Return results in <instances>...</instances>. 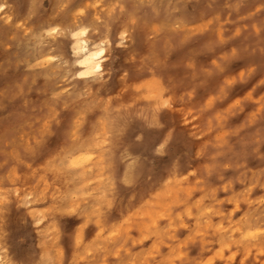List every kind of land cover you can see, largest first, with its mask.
Here are the masks:
<instances>
[{
	"label": "rangeland",
	"instance_id": "obj_1",
	"mask_svg": "<svg viewBox=\"0 0 264 264\" xmlns=\"http://www.w3.org/2000/svg\"><path fill=\"white\" fill-rule=\"evenodd\" d=\"M201 1L185 0L192 12ZM240 1L226 0L221 11L190 20L181 7L155 19L142 0L130 4L145 19L123 12L120 22L140 27L142 35L121 66L113 61L128 41L109 51L114 89L99 85L104 74L88 80L59 56L27 59L37 47L52 51L50 37L30 42L33 22L0 12V227L8 224L1 218L4 204L22 198L26 215L43 211L60 219L57 226L29 224L28 235L17 230L18 247H31L40 232L39 248L55 264H264V0ZM38 6L49 21L77 18L97 37L116 14L110 0H57L54 6L41 0ZM115 97L130 111L135 102L160 106L197 152L187 158V172L177 180L169 176L150 202L132 209V219L99 224L104 179L98 173L109 135L103 124ZM149 139L154 154L164 148ZM80 146L94 151L89 163L52 165L56 152ZM171 154L178 157L176 148ZM156 161L145 159V168ZM59 172L71 193L57 209L52 195L60 184L53 174ZM243 223L260 230L258 236L242 237ZM80 231L90 248L77 256L82 249L73 237Z\"/></svg>",
	"mask_w": 264,
	"mask_h": 264
},
{
	"label": "bare ground",
	"instance_id": "obj_2",
	"mask_svg": "<svg viewBox=\"0 0 264 264\" xmlns=\"http://www.w3.org/2000/svg\"><path fill=\"white\" fill-rule=\"evenodd\" d=\"M57 0H49V4L54 6ZM144 7L148 11V15L152 18H170L173 16L174 10L181 7L183 10V18L190 20L192 14L197 13L200 17L206 11L222 10L226 0H220L218 3L209 4L208 0H202L198 5L197 12H192L185 0H142ZM41 0H0V12L6 18L14 16H27L33 22L32 40L35 42L39 36L47 35L53 45L52 51L37 50L29 53L30 57L39 56V60L51 61L55 56H59L62 60L68 61L77 68L79 76L93 80L97 75L104 74V80L99 85L105 89H114L116 81V72L107 61L109 51L115 45V42L124 40L128 41V48L124 55L119 56L115 64L121 66L126 55L135 48L142 31L138 26H128L124 21L120 22L119 16L123 12H129L138 19H145L139 13V8L130 4L137 3L138 0H110L113 11L116 13L112 19H108L101 31L104 37L89 35V27L83 22L73 18L69 24H63L58 21H49L46 19L45 13L39 8ZM236 5L241 1L235 0ZM147 5V6H146ZM210 6V7H209ZM147 15V16H148ZM55 29V31H53ZM173 40V39H172ZM97 53H102L97 55ZM39 78L35 79L32 84ZM164 83L163 77H161ZM4 82V79H3ZM106 110L104 128L109 135L103 138V146L105 150L101 158V170L98 176L104 179L101 187L100 201L101 207L95 213V217L99 224H110L122 217L124 222L133 218L132 209L137 208L142 201L150 202V196L157 192L154 190L156 186L163 183L169 176L178 179L182 174L189 170V162L187 158L192 153H196L197 149H192L190 140L176 125L174 117L164 113L160 106H143L142 103L135 102L132 111L126 107L117 97L109 104ZM13 112H11V115ZM3 117L0 116V121ZM77 130L83 131L82 126H78ZM147 132L149 136L144 135ZM153 135L155 141L163 145L164 148L153 153L150 136ZM85 140V139H84ZM78 145H83L80 143ZM88 145V144H86ZM176 148L178 157L172 159L171 150ZM94 151L89 147L66 148L55 153L56 162H52L53 166H74L79 163H86L92 160ZM157 158L156 164L151 169L145 168L144 160L147 158ZM63 171V170H62ZM54 179L60 184L57 188L58 193L52 195L54 207L62 204L65 196L71 193L68 185L65 186L62 173L53 174ZM76 186V185H75ZM157 190V189H156ZM158 191V190H157ZM30 193V192H28ZM26 193V195H29ZM22 198L11 204H4L5 209L2 220L7 225L0 227V264H55L54 259L48 252H42L39 248L40 241L38 236L40 232H34L36 238L35 244L31 247H18L15 241V233L17 230L28 235L29 224L35 225L39 222L42 224L54 226L59 225L60 219L55 214H45L43 211L37 215H26L21 211L20 206L24 205ZM169 206V205H168ZM173 211V207L171 208ZM170 211V212H171ZM52 221V222H51ZM44 222V223H43ZM253 225V224H252ZM251 223H243L238 226V232L242 237L258 236L260 230L254 229ZM98 233L101 227L98 226ZM116 228L109 227L108 231H114ZM3 232V233H2ZM59 240L67 244L68 237L63 232H59ZM75 245L82 249V255L90 248L85 243L84 234L76 232L73 237ZM185 263H188L185 261Z\"/></svg>",
	"mask_w": 264,
	"mask_h": 264
},
{
	"label": "snow or ice",
	"instance_id": "obj_3",
	"mask_svg": "<svg viewBox=\"0 0 264 264\" xmlns=\"http://www.w3.org/2000/svg\"><path fill=\"white\" fill-rule=\"evenodd\" d=\"M53 31H55V29H53ZM102 53H97V55H101Z\"/></svg>",
	"mask_w": 264,
	"mask_h": 264
}]
</instances>
